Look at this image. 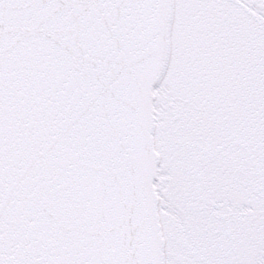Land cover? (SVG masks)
<instances>
[{
	"label": "snow or ice",
	"instance_id": "6c2138e0",
	"mask_svg": "<svg viewBox=\"0 0 264 264\" xmlns=\"http://www.w3.org/2000/svg\"><path fill=\"white\" fill-rule=\"evenodd\" d=\"M0 264H264V0H0Z\"/></svg>",
	"mask_w": 264,
	"mask_h": 264
}]
</instances>
